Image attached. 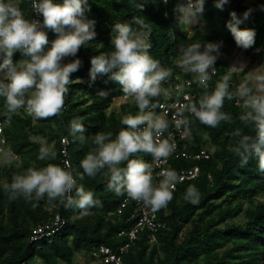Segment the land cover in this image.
I'll use <instances>...</instances> for the list:
<instances>
[{
    "label": "trees",
    "instance_id": "1",
    "mask_svg": "<svg viewBox=\"0 0 264 264\" xmlns=\"http://www.w3.org/2000/svg\"><path fill=\"white\" fill-rule=\"evenodd\" d=\"M7 2V0H5ZM62 3V0H54ZM185 0H88L90 11L86 16L94 20L95 38L78 50L77 57H65L61 63L67 64L78 58L81 60L79 69L70 75L71 83L65 94L66 109L59 115L36 120L29 116L24 108L16 113H8L4 97H0V121L4 124L6 148L11 147L15 157L20 158V164L2 166L0 164V264H35L34 259L40 258L44 264H73L77 252L90 254L95 248L109 246L117 249L127 242V237L120 235L129 231L135 219H131L129 209L118 212L127 194L116 195L107 190L109 174L107 168L95 177L83 174L80 162L85 154L92 150L94 135L97 132L111 133L115 139L119 131L126 127L121 118L131 114L136 116L139 108L136 102L123 103L120 113H108L114 99L124 96L122 86L113 81L111 73L90 76L91 58L101 53L114 50L112 44L113 27L116 23H129L134 29L138 25L132 23L134 17L144 20L145 39L151 45L149 54L160 65L177 72L178 49L181 45L192 43L223 42L220 55L214 67L218 73L211 80V88L194 87L197 103L205 91L211 93L218 81H221L230 70V55L237 47L227 24L231 21V13H236L240 30L250 29L255 32L254 44L244 50L251 58L250 63L264 65V0H229V3L218 9L217 0H205L204 12L199 20L211 28L210 34H204L196 26L191 36L183 29V24L177 20L174 11L177 4ZM19 8L24 18L31 20L33 15L30 0H19ZM249 15L245 19L244 13ZM48 45L45 52L51 48L57 34L45 29ZM28 59L21 52L13 54V64ZM2 63V59H0ZM250 66L244 70L233 72L229 80V91L234 92ZM81 81L77 83L76 81ZM105 93V95H101ZM221 112L231 119L221 121L215 128L202 124L193 115L188 114L187 125L191 142L186 149L192 155L206 149V144L215 147L210 158L196 160H171V168L175 172L199 166L200 174L192 181L178 183L173 190V199L166 207L156 211L157 219L165 224L156 235V241L151 242L149 234L142 232L126 253L127 264H263L264 263V171L258 167L255 158L241 166L240 158L229 151L235 146L239 137L232 133L241 129L242 134L255 135L253 125L244 124L239 117L247 111L242 107V101L236 99L224 100ZM146 112V109H145ZM79 118L86 129L85 141L81 142L71 134L70 121ZM80 134L77 133V136ZM42 137L55 152V158L39 159L41 144L34 140ZM66 137L69 142V155L72 163V174L77 185H83L85 191L94 193V200L101 206L88 209V215L76 207H65L61 198L49 201L43 199L26 202L20 196L9 199V193L3 188L4 182L11 183L14 174H23L27 168L45 167L48 164L64 168L61 153V139ZM207 137V138H206ZM209 151V150H207ZM210 152V151H209ZM211 153V152H210ZM150 158L149 153L138 152L130 159H141L144 162ZM14 162H17L14 160ZM126 167V162L119 165ZM83 174V179L80 175ZM210 176V178H209ZM194 185L200 196L197 204L184 199L186 190ZM73 195L75 192L73 190ZM56 215L66 221L62 231L37 242L31 241L34 230L46 224H51ZM80 215V218H75ZM94 264V263H93Z\"/></svg>",
    "mask_w": 264,
    "mask_h": 264
},
{
    "label": "clouds",
    "instance_id": "2",
    "mask_svg": "<svg viewBox=\"0 0 264 264\" xmlns=\"http://www.w3.org/2000/svg\"><path fill=\"white\" fill-rule=\"evenodd\" d=\"M228 3L229 0H217L215 6L223 10ZM204 4L205 0H185L177 4L174 11L178 14L180 25L190 26L197 22L204 12ZM32 7L42 15V24L37 20L24 18L19 0H0V97L5 98L8 113L14 114L18 109L24 108L29 116L39 120L61 113L65 94L71 83L70 75L82 63L78 58L67 64H62L61 61L65 57H77L81 46L92 41L96 33L95 21L86 16V12L90 11L88 0H62V3L33 0ZM230 15L231 21L227 27L237 47L247 50L254 44L255 32L250 29L240 30L238 26L242 21L237 18L236 13ZM248 15L245 12L244 18ZM132 23L141 30L134 29L129 23L118 22L114 25L111 41L114 50L91 58L90 76L95 80L98 73H111L110 78L122 86L124 97L134 99L140 114L123 116L121 123L126 127L119 131L115 139L111 133L97 132L93 138L95 147L85 154L80 167L83 174L89 177H95L107 168L110 177L107 190L116 195L126 193L132 200L142 202L155 212L166 207L173 199V189L182 177L173 170H163L160 173L163 179L158 184H153L152 166L141 159H130V156L145 152L151 154L154 161H166L175 149V145L168 139H161L168 127L166 119L152 111L145 112L150 106V97L166 93L161 84L171 76L172 71L162 67L149 54L151 45L142 31L144 20L134 17ZM45 28L57 34V39L46 52L44 49L49 41L42 30ZM222 43L181 45L178 49L177 66L185 72L195 74L197 83L207 89V82L216 71L213 66L220 55ZM17 51L28 59L13 64L12 57ZM244 53L250 57L245 51ZM245 62L249 64L251 58L249 62ZM245 64L241 69L230 67L211 93L205 91L198 106L195 102L174 105L173 107H177L174 120L177 128L184 126L186 135L190 134L187 127L190 121L184 116L185 112L202 124L215 128L221 121L231 119L220 111L224 100L236 99L237 103L242 101V107L247 111L239 119L246 125H253L255 135L242 134L241 129L237 128L232 135L239 139L235 146L229 147V151L240 158L241 166L246 165L250 158H255L259 169L264 171V65L249 71L236 90L229 91L231 74L244 70L248 66H244ZM209 69L212 70L211 74ZM70 130L75 138L85 141L86 129L79 118L70 121ZM2 131L0 128V132ZM77 133L80 135L77 136ZM33 139L41 144L39 159L55 158V152L44 138ZM14 160L15 154L11 147L0 148V162L11 165ZM125 162L126 167H119ZM67 167H70L67 162L65 168L54 164L41 168L29 167L23 174H14L11 183L4 182L3 188L9 193L11 200L20 196L26 202H32L33 199L39 201L45 196L49 201L61 198V203L66 201L65 207H76L82 210L83 215H88L87 210L101 206L100 201L94 200V193L85 191L83 185H77L73 174L66 170ZM83 174L80 179H83ZM73 190L75 195L72 194ZM199 196L197 188L190 185L184 199L197 204Z\"/></svg>",
    "mask_w": 264,
    "mask_h": 264
},
{
    "label": "built area",
    "instance_id": "3",
    "mask_svg": "<svg viewBox=\"0 0 264 264\" xmlns=\"http://www.w3.org/2000/svg\"><path fill=\"white\" fill-rule=\"evenodd\" d=\"M31 1V8H32V17L31 20H37L41 24L43 23V17L41 14H38L35 12V10L32 7L33 0ZM38 2V0H37ZM167 3V2H165ZM46 29V28H45ZM45 29H42L46 32ZM237 55L238 62L243 63L245 62L246 57L245 55H241L238 51H233V55ZM236 57V58H237ZM214 67V66H213ZM231 68H236L233 63H231ZM215 68V74L211 76L215 77L218 73L216 67ZM241 69V68H236ZM211 69H209V72L211 74ZM208 88H211L213 85L212 80L210 79L208 82ZM194 87L202 88V85H199L196 81V76L193 73H188L183 71L180 67H178V70L174 75H171L169 78H167L165 81L162 82L161 88L166 90L165 92H162L159 96L150 99V106L146 109V112L152 111L156 113L157 115L163 116L166 121L168 122V127L164 131L163 135L161 136V139H168L170 143L175 145L174 151L167 157L166 161H154L151 154L148 161L145 163H148L152 166V172H153V184H158L163 177L160 176V173L163 170H170L171 168V160H204L210 158L211 153L207 150H202L199 153H196L192 155L186 148V144H190L191 142V136L190 134H184V126L177 128L176 123L174 120V116L177 111V107H173L174 105L178 106L180 104L192 102L195 98L193 94ZM204 88V87H203ZM123 100H126L125 102H135L132 98H125L124 96L121 98ZM154 106V107H153ZM66 109V105L64 104L63 109L61 112H63ZM190 113L185 112L184 116L187 117V115ZM141 127H144L143 125ZM0 128L3 129L2 132H0V148H6L7 141L4 137V124L2 121H0ZM69 145L70 142L66 137H63L61 139V146H62V156H63V164L64 168L67 164L70 165V167H67L66 170L70 171L72 173V163L70 161V155H69ZM179 177H182L179 182L176 183L175 188L173 190H176L178 183H183L185 181H192L195 180L199 174H200V168L199 166H194L190 169H182L178 172H176ZM210 178V176H209ZM124 209H129L131 212V219H135L134 226L129 230H124L121 232L120 235L126 236L127 242L124 243L121 246H118L117 249H113L109 246H100V248H95L91 252V258L94 261V264H127L125 261L126 253L130 250L133 243L138 240L139 235L142 232H146L149 234L150 241L154 242L156 241V235L160 232L161 229L165 228V224L160 223L157 219V213L156 211L153 212L150 207L145 206L142 202L132 200L128 196L123 199L120 208L118 209L119 213H122ZM66 221L61 218L60 215H56L54 221L51 224H46L43 226L37 227L32 236L31 241L37 242L44 238H48L51 235L58 233L62 231V229L66 226Z\"/></svg>",
    "mask_w": 264,
    "mask_h": 264
},
{
    "label": "rangeland",
    "instance_id": "4",
    "mask_svg": "<svg viewBox=\"0 0 264 264\" xmlns=\"http://www.w3.org/2000/svg\"><path fill=\"white\" fill-rule=\"evenodd\" d=\"M255 1H256V0H249V2H251V3H254ZM196 26H200V27H199V30H201L204 34H210V32H211V30H212L211 28L207 27V26L204 24V22H202V21L199 20V19H198L197 22H195L194 24H192V25H190V26L183 24V29L186 30V31L188 32V36H191L196 30H198V29L196 28ZM239 50H240V49H239ZM235 52H236V51H235ZM238 52H239L241 55H245V53H244L243 50H240V51H238ZM236 57H237L236 53H235V55H233V53H231V55H230L231 63H233V65H235L236 68H242V67H243V63H241V62L239 63V62L237 61V60H238V57H237V58H236ZM245 57H246L247 61L249 62L250 57H247L246 55H245ZM20 61H22V60H20ZM245 63H247V62H245ZM245 63H244V64H245ZM247 64H248V63H247ZM247 64H245L244 66H246ZM248 66H250V71H252V70H254V69L260 67V65H258L257 63H254V62H253V63H249ZM261 66H262V65H261ZM240 81L242 82V79H241ZM125 101H126V100H123V99H121V98H116V99H114V102H113V104H112V107L108 110V113L110 114V113H112L113 111H115L116 113H120L121 105H122L123 103H126ZM206 138H207V137H206ZM205 147H206L207 150H209V151L211 152V154H213V151L215 150V147H214V148L211 147L209 143H207ZM15 161H17V162H13V163H15L16 166L20 164V158H19V157H15ZM0 164H1L2 166H5V165H6V164H4V163H2V162H0ZM80 217H81L80 215H76V216H75L76 219H77V218H80ZM34 263H35V264H44L43 261H42L40 258H38V257H36V258L34 259ZM61 264H66V263H61ZM73 264H93V262H91V260H90V254L88 255V253H86L85 251H80V252H77V253L75 254ZM263 264H264V263H263Z\"/></svg>",
    "mask_w": 264,
    "mask_h": 264
}]
</instances>
